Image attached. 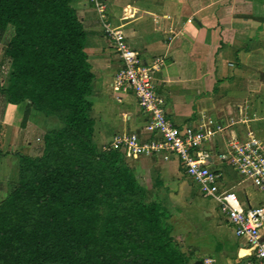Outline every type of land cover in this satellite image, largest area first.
<instances>
[{"label": "crops", "instance_id": "crops-1", "mask_svg": "<svg viewBox=\"0 0 264 264\" xmlns=\"http://www.w3.org/2000/svg\"><path fill=\"white\" fill-rule=\"evenodd\" d=\"M106 2L109 20L124 31L144 61L165 57L157 74V93L165 100L167 115L176 126H197L208 118L229 125L215 142L206 143L205 148L215 152L225 149L226 138L232 134L242 140L250 132L264 137V0ZM71 5L83 23L85 50L95 75L90 97L95 144L104 150L123 132L150 137L146 130L149 118L134 92L114 88L122 60L90 0H71ZM4 101L0 93V103L4 105L3 109L0 104V123L5 125V132L9 126L13 132L27 102ZM42 115L38 118L45 117ZM29 120L24 126L28 124L33 132L34 119ZM16 136L20 137V133ZM20 141L21 148L24 144L30 146L29 152L36 150L34 145L38 147L26 134ZM13 151L0 152V202L10 193L13 182L9 176L18 175L22 150L14 147ZM125 162L145 188L147 198L161 202L169 211L171 235L182 251L190 255L188 264L203 261L198 257L202 253L205 258L229 264L253 259L254 249L247 238L237 236L216 199L202 195L178 155H125ZM209 165L222 173L220 190L236 192L242 207L264 204V191L244 180L232 166L222 163L216 153H212Z\"/></svg>", "mask_w": 264, "mask_h": 264}, {"label": "trees", "instance_id": "trees-1", "mask_svg": "<svg viewBox=\"0 0 264 264\" xmlns=\"http://www.w3.org/2000/svg\"><path fill=\"white\" fill-rule=\"evenodd\" d=\"M7 103L59 125L41 155L19 154L18 180L0 202V264H188L170 213L147 198L119 150L93 140L94 73L71 0H0Z\"/></svg>", "mask_w": 264, "mask_h": 264}, {"label": "built area", "instance_id": "built-area-1", "mask_svg": "<svg viewBox=\"0 0 264 264\" xmlns=\"http://www.w3.org/2000/svg\"><path fill=\"white\" fill-rule=\"evenodd\" d=\"M90 2L99 15L104 32L122 60L114 88L116 91L126 88L134 92L141 109L149 118L146 130L151 133L148 138H143L136 132L119 133L104 149L119 150L134 158L164 152L178 155L186 174L198 184L202 195L219 202L221 211L237 236L246 237L254 249L253 259L239 264H264V204L242 207L236 192L220 190L222 173L209 165L212 153H216L222 163L232 166L244 180L264 191V137L250 132L248 138L242 140L232 134L226 138L225 149L215 152L205 148L206 143L215 142L229 125L208 118L197 126H176L167 115L165 100L157 93V74L162 70L165 57L144 61L141 52L130 45L124 31L109 20L106 0ZM203 264L229 263L206 257Z\"/></svg>", "mask_w": 264, "mask_h": 264}, {"label": "rangeland", "instance_id": "rangeland-1", "mask_svg": "<svg viewBox=\"0 0 264 264\" xmlns=\"http://www.w3.org/2000/svg\"><path fill=\"white\" fill-rule=\"evenodd\" d=\"M93 8H94V6H93ZM95 11H96V9H95ZM96 13H97V11H96ZM108 13L109 12H106L107 15H109ZM97 15H98V13H97ZM98 17H99V15H98ZM12 35H13V29H12V27H10L6 31L2 40L0 41V84L3 87L7 86L8 76H9V70H8L9 69V62L7 61V58L5 57V47H6V44L8 43V41L10 40ZM113 47H114V45H113ZM115 50H116V48H115ZM4 102L6 104V101H4ZM1 103H2V101H1ZM1 106H2V108L4 107L3 104H1ZM31 111H32V114L30 112L28 117L24 118V119H23V117H24L25 111H23L21 113L20 117L18 115V117H17L18 120L16 122V125L14 127L13 132L10 131L11 130L10 126L8 127V131L5 132V125L0 123V152L3 150V151H7V153H12V152H14L13 148L18 147L20 150H22L21 153H25V154L33 153V156L41 155L43 153L44 136L42 135L43 133H42L41 129L44 131V133H46V134H47V132L49 133L53 128H56L57 119H55V118L54 119H52V118L47 119L48 117L46 118V116L43 113L36 111V110H31ZM2 113H4V111ZM40 115L45 116V117L40 119V117L38 118V116H40ZM30 117H32V118H30ZM29 119L30 120L34 119L33 121L31 120L32 121L31 123L34 124L33 132L31 131V128L29 126L27 127L28 124L26 126H24ZM35 121H36V123H35ZM25 130H28V131H25ZM18 133H20V137L16 136ZM25 134L28 136H31L33 138L34 142L38 144V147H37V145H34L36 147V150L34 152L33 151L29 152L28 147H30V146H28L26 144L22 145V147H24V148H21V145H20L21 141L20 140H21L22 136H25ZM16 141H18V142L16 143ZM36 153H41V154L36 155ZM224 164H227V163H224ZM17 166L19 167V161H18ZM13 176L12 175L9 176L11 178L10 182H17L19 176L15 175L14 176L15 178ZM237 177H238V179H241V177L239 175ZM190 179L193 180L192 178H190ZM219 186H220V182H219ZM198 257L204 259L205 255H204V253H202Z\"/></svg>", "mask_w": 264, "mask_h": 264}, {"label": "water", "instance_id": "water-1", "mask_svg": "<svg viewBox=\"0 0 264 264\" xmlns=\"http://www.w3.org/2000/svg\"><path fill=\"white\" fill-rule=\"evenodd\" d=\"M196 264H203V261L199 260L198 262H196Z\"/></svg>", "mask_w": 264, "mask_h": 264}]
</instances>
